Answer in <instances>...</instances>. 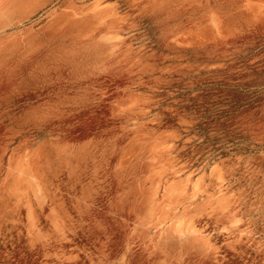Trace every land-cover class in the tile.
<instances>
[{"label":"rangeland","instance_id":"374dc122","mask_svg":"<svg viewBox=\"0 0 264 264\" xmlns=\"http://www.w3.org/2000/svg\"><path fill=\"white\" fill-rule=\"evenodd\" d=\"M0 264H264V0H0Z\"/></svg>","mask_w":264,"mask_h":264}]
</instances>
